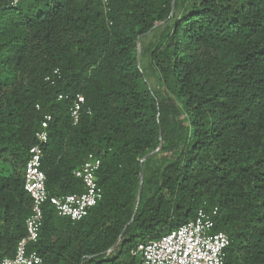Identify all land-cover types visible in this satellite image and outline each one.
I'll return each instance as SVG.
<instances>
[{
    "label": "trees",
    "instance_id": "16d2710c",
    "mask_svg": "<svg viewBox=\"0 0 264 264\" xmlns=\"http://www.w3.org/2000/svg\"><path fill=\"white\" fill-rule=\"evenodd\" d=\"M108 8L0 0V261L26 235L24 169L50 116L49 196L81 194L73 172L93 154L102 197L78 222L44 206L29 246L42 264H140L137 244L215 208L214 232L230 241L223 264H264V0ZM77 95L85 103L73 125Z\"/></svg>",
    "mask_w": 264,
    "mask_h": 264
},
{
    "label": "built area",
    "instance_id": "2783aa9c",
    "mask_svg": "<svg viewBox=\"0 0 264 264\" xmlns=\"http://www.w3.org/2000/svg\"><path fill=\"white\" fill-rule=\"evenodd\" d=\"M95 1L100 2L105 11L109 10V0ZM18 2L19 0H11V5ZM58 99L62 97L59 96ZM84 103V98L77 95L69 110L73 125L79 122ZM49 121L50 116H46L35 132L36 144L28 150L24 169L23 190L31 200L30 214L25 221L26 235L17 242L13 256L1 260L0 264H42L41 257L35 251H29V246L38 240L46 204L53 207L57 216L78 222L101 200L102 190L95 177L100 160L93 154H89L73 172L74 177L82 183L84 191L81 194L49 196L45 186L46 177L41 170ZM216 216V208L212 211L198 209L192 220L175 231L159 240L137 244L134 253L141 256L140 264H223L224 252L230 241L225 233L214 232Z\"/></svg>",
    "mask_w": 264,
    "mask_h": 264
},
{
    "label": "rangeland",
    "instance_id": "374dc122",
    "mask_svg": "<svg viewBox=\"0 0 264 264\" xmlns=\"http://www.w3.org/2000/svg\"><path fill=\"white\" fill-rule=\"evenodd\" d=\"M157 29V28H156ZM156 31H151L148 34H146L145 36L141 37L140 40H138L137 42V49L138 51H140L143 48H147L149 47L153 41L155 40V35H156ZM153 81L150 80L149 85H153Z\"/></svg>",
    "mask_w": 264,
    "mask_h": 264
},
{
    "label": "water",
    "instance_id": "95a60500",
    "mask_svg": "<svg viewBox=\"0 0 264 264\" xmlns=\"http://www.w3.org/2000/svg\"><path fill=\"white\" fill-rule=\"evenodd\" d=\"M138 197H139V193H138V195H137V201H138Z\"/></svg>",
    "mask_w": 264,
    "mask_h": 264
}]
</instances>
